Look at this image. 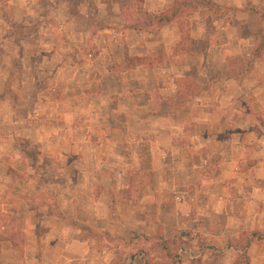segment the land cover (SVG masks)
Listing matches in <instances>:
<instances>
[{
  "label": "crops",
  "instance_id": "0c3cea01",
  "mask_svg": "<svg viewBox=\"0 0 264 264\" xmlns=\"http://www.w3.org/2000/svg\"><path fill=\"white\" fill-rule=\"evenodd\" d=\"M174 1L140 0V11L130 15L119 0H94L98 8L107 2L112 14L104 26L93 29L90 23L89 30L91 45L102 38L98 55L108 56L97 74L108 89L99 101L106 123L97 138L88 140L94 142L93 182L62 185L58 178L68 175L61 171L60 152L54 159L59 163L56 184L18 189L28 198H18L16 209L9 207L11 214H25L22 233L10 234L0 225V244L8 245L14 264L23 259L29 264H162L175 256L146 250L157 233L183 244L173 264H234L243 252L246 264H264V77L250 76L238 86L226 62L209 60L211 51L224 48L212 42L205 43L201 59H184L176 48L175 21L155 28L124 26L138 24L141 11L166 12ZM78 16L84 21L93 17L82 11ZM209 17L212 24L205 20ZM216 19L200 9L192 16L191 30L203 34L220 23ZM76 35L75 49L87 47L83 34ZM194 39L204 43L201 35ZM119 51L120 59L113 55ZM120 65L130 67L119 75L113 68ZM72 109L54 105L34 115L56 111L58 127L44 128L61 141L71 129ZM47 190L58 196L61 217L34 202ZM84 193L90 195L86 201ZM84 226L102 235L104 246L84 236ZM19 235L27 244L21 252ZM124 241L128 245L122 251L114 245ZM6 252L0 248V264H8Z\"/></svg>",
  "mask_w": 264,
  "mask_h": 264
},
{
  "label": "rangeland",
  "instance_id": "374dc122",
  "mask_svg": "<svg viewBox=\"0 0 264 264\" xmlns=\"http://www.w3.org/2000/svg\"><path fill=\"white\" fill-rule=\"evenodd\" d=\"M206 2H210L211 7L197 8L198 4ZM216 2L175 0L166 12L154 15L141 11V21L138 24H130L129 21L124 26L155 28L175 21L179 31L176 48L182 51L184 59H201V54L206 52L203 50L205 43L212 42L224 48L211 51L209 60L226 62L229 78L238 86L250 76L264 77V0ZM82 3L83 6L78 8ZM106 3L98 8L94 0H18L13 5L10 0H0V62L3 75V82L0 81V225L5 224L6 231L10 234L22 233L20 229L25 214L20 210H14V214H11L9 205L14 204V207L18 198H28L26 192H22L25 195L16 192L19 188H40L56 184L59 163L54 162V159L58 158L60 152L63 154L61 171L68 175L64 179L58 178L62 185L86 186L93 182L94 142L89 143L88 140L97 138L102 133L101 125L106 123L101 119L103 106L99 101L108 89L98 81L97 74L99 69L103 71L102 62L108 56L105 53L98 55L99 48L102 47L99 41L102 38L96 37L98 42L91 45L89 30L90 23L94 29L111 21L112 13ZM119 4L130 15L140 11V0H119ZM204 8L213 12L218 17L216 22L220 23L206 27L201 34L200 31L191 30V20L195 12ZM78 11L90 13L93 17L84 21L78 16ZM31 12L32 15L28 16ZM205 20H210L212 24L214 18ZM122 25L119 24L116 28ZM224 26L227 27L226 31ZM77 33L83 34V44L87 46L82 50L75 49V44L79 41ZM196 35L204 37V43L194 39ZM113 55L120 59L122 52H113ZM129 67L120 65L114 67L113 71L122 75L123 70ZM190 74L196 73L191 71ZM247 103L250 107L251 100ZM54 105L68 110L72 106L74 109V114L72 113L67 123L71 129L66 128L65 140L56 141L54 134L48 136L44 128L55 130L58 127L59 117L56 111L35 117L37 110L41 109L46 113ZM90 119H93L92 124ZM33 125H37L35 131ZM43 138L48 140L40 145L39 140ZM113 165L117 168V164ZM31 172L32 175L29 176ZM46 173L48 176L44 177ZM81 196L85 201L90 198L86 193ZM37 197L34 201L36 205H47L53 214L62 216L58 210L57 195L47 190ZM136 197L139 195L136 194ZM67 218L70 220L71 215L66 216ZM16 227L18 230L14 231ZM81 228L84 236L104 246L102 235L91 232L88 227ZM160 234L157 233L145 248L156 254L164 251L169 256L172 253L175 257H167L162 264H173L178 260L176 252L183 244H178L175 240H164ZM19 238L17 248L21 252L27 244L22 235ZM245 243L240 244L242 251ZM114 245L117 248L121 246L122 251V247L128 244L124 241ZM0 248L4 252L9 249L6 244H0ZM244 256V252L240 253L234 264H246L248 260ZM23 261L25 262L24 259ZM4 262L14 264L10 252H6ZM24 262L23 264H29L28 261Z\"/></svg>",
  "mask_w": 264,
  "mask_h": 264
},
{
  "label": "trees",
  "instance_id": "16d2710c",
  "mask_svg": "<svg viewBox=\"0 0 264 264\" xmlns=\"http://www.w3.org/2000/svg\"><path fill=\"white\" fill-rule=\"evenodd\" d=\"M203 6L209 8V7H211V3H210V2H206V4H198V5H197V8H198V7L200 8V7H203ZM163 16H164V15H163ZM163 16L160 15V17H163ZM247 244H248V243H246L245 246H246Z\"/></svg>",
  "mask_w": 264,
  "mask_h": 264
}]
</instances>
